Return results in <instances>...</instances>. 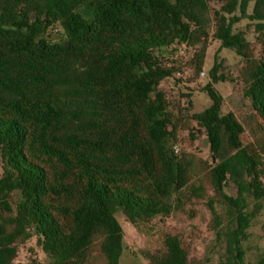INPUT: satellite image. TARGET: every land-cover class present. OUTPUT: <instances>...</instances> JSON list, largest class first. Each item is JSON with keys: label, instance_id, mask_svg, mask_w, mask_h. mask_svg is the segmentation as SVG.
<instances>
[{"label": "trees", "instance_id": "trees-1", "mask_svg": "<svg viewBox=\"0 0 264 264\" xmlns=\"http://www.w3.org/2000/svg\"><path fill=\"white\" fill-rule=\"evenodd\" d=\"M217 1L211 14L208 0H0V264H119V215L147 238L149 264H264V248L247 262L244 245L264 213V0ZM213 22L244 62L243 120L211 83L212 105L191 116L161 88L174 73L162 51L197 48L200 71ZM182 130L205 132L209 160L173 152ZM200 201L214 235L205 258L183 234L158 237L175 211L196 228L188 206Z\"/></svg>", "mask_w": 264, "mask_h": 264}, {"label": "rangeland", "instance_id": "rangeland-1", "mask_svg": "<svg viewBox=\"0 0 264 264\" xmlns=\"http://www.w3.org/2000/svg\"><path fill=\"white\" fill-rule=\"evenodd\" d=\"M208 3L211 8V14L221 6L217 0H208ZM247 24L248 21L243 20L239 23V27L246 30L248 39L253 43L259 55L260 46L257 44L253 28H248ZM214 31L215 23L213 22L210 28L204 64L200 71H197L195 64L198 53L197 48L183 44L162 51L161 59L163 64L172 67L174 73L163 81L161 88L167 93L173 107L181 110L184 115L191 116L206 110L212 105L209 94L203 90L207 84L211 83L213 88L223 97V112L232 111L240 120H243L251 111L250 99L245 96V85L239 76L244 62L231 49L221 47L220 41L214 38ZM47 35L53 42L63 41L65 38L64 33L60 29L49 31ZM216 62L219 65L217 75L222 76L223 80L213 82L210 71ZM202 73H204V76ZM192 125L194 126L195 124ZM243 137L247 144L252 145L249 133H245ZM178 145L180 149L196 153L203 159L209 160L211 158L208 139L204 131H201L197 139L192 141L189 137V130H182ZM215 162L216 158L213 163ZM1 166L0 157V176L2 174ZM227 191L229 193L234 192L230 188ZM188 207L195 208L198 211L193 224L196 228L190 225V220L185 212L175 211L165 220H158V237L162 234L160 232L183 234L188 240H192L193 254L195 256L200 258L212 256L214 235L207 227L210 216L206 205L203 201H200ZM118 220L125 231L124 252L119 264H149L143 254L147 238L140 234L131 224L126 223L121 215L118 216ZM250 232L249 240L244 243L247 250V262H253L258 249L264 248V213L255 221ZM34 245V241L27 244L20 251L19 260L24 261L29 255L30 247ZM37 254L44 262L48 261L41 249L37 248Z\"/></svg>", "mask_w": 264, "mask_h": 264}, {"label": "built area", "instance_id": "built-area-1", "mask_svg": "<svg viewBox=\"0 0 264 264\" xmlns=\"http://www.w3.org/2000/svg\"><path fill=\"white\" fill-rule=\"evenodd\" d=\"M202 75L204 76V73H202ZM172 150L175 154H179L181 149L178 144H175L172 146Z\"/></svg>", "mask_w": 264, "mask_h": 264}, {"label": "water", "instance_id": "water-1", "mask_svg": "<svg viewBox=\"0 0 264 264\" xmlns=\"http://www.w3.org/2000/svg\"><path fill=\"white\" fill-rule=\"evenodd\" d=\"M213 161H215V158H213Z\"/></svg>", "mask_w": 264, "mask_h": 264}]
</instances>
